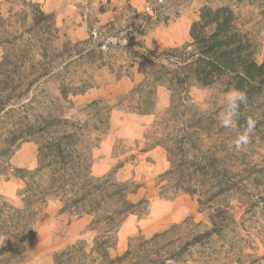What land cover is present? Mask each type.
I'll return each instance as SVG.
<instances>
[{"label":"rangeland","instance_id":"rangeland-1","mask_svg":"<svg viewBox=\"0 0 264 264\" xmlns=\"http://www.w3.org/2000/svg\"><path fill=\"white\" fill-rule=\"evenodd\" d=\"M205 6L229 7L258 44L256 58L264 61V0H44L40 4L0 0V195L22 208L19 194L31 182L27 177L38 165L39 147L61 134L78 138L72 148L78 160L65 164L78 173L72 182L76 197L105 181L103 188L116 185L107 186L105 192L91 189L92 195L85 199V210L93 209L88 215L78 216L73 205L62 211L67 199L68 204L75 199L71 195H47L33 236L3 253L0 260L17 256L2 264H16L20 258L21 264H69L66 258L55 261V257L71 246L86 256L71 264H93L90 256L96 255L89 254L95 240L108 248L111 258L130 250L120 264H149L183 247L192 234L212 229L214 235L200 246L186 247L178 262L170 264H264V102L255 100L248 109L249 118L256 121L255 132L238 151L233 142L246 123L220 126L219 114L226 104L223 84L203 88L191 81V100L182 120L162 115L169 106L164 86L156 89L153 115L137 114L136 98L126 96L143 80L138 65L130 68L134 54L141 51L133 50L131 43L155 53L181 47L190 41L189 28ZM58 10L65 14L61 24L55 17ZM80 26L88 34L84 39L73 36ZM157 30L167 43L156 47L147 37ZM78 90L81 94L73 95ZM91 102L97 105L89 107ZM194 112L202 117L200 126L194 125L196 116H189ZM28 126L44 132L23 133ZM182 128H186L183 133ZM181 133L186 141L178 144L175 140ZM167 150L177 163L187 159L186 174L195 158L215 155V169L226 171L235 187L209 208L200 207L198 195L182 193L175 186L205 180L197 175L184 180L177 174L166 175L171 167ZM18 152L32 169L13 164ZM155 161L162 168L164 162L165 168H154ZM41 164L46 174L39 184L47 185L54 177L59 180L54 187L60 185L61 174L50 177L60 163L46 157ZM3 185L7 188L2 192ZM117 187L121 190L112 201L97 206L102 195ZM123 199L135 208L115 229L121 215L112 212L122 209ZM157 202L167 206L159 208L161 216L156 218ZM111 216L114 222L106 219ZM187 219L196 226L173 229ZM165 231H169L165 236L153 238ZM11 244L10 237L0 236V250Z\"/></svg>","mask_w":264,"mask_h":264},{"label":"trees","instance_id":"trees-1","mask_svg":"<svg viewBox=\"0 0 264 264\" xmlns=\"http://www.w3.org/2000/svg\"><path fill=\"white\" fill-rule=\"evenodd\" d=\"M188 34L189 42L181 47L163 50L160 53L149 51L140 43L134 41L131 43L130 46L133 50L137 48L141 51L134 54L130 68L138 65L137 72L143 75V80L137 83L126 96L131 99L136 98L137 114L153 115L155 113L156 89L159 86H164L169 92V106L162 115L182 120V117L186 115L185 104L191 100L188 89L192 81L203 88L223 84L225 93L233 88L245 91L247 100L240 106V114L237 119L239 126L242 123L245 124L249 118L248 109L253 102L255 100L264 102V61L259 62L256 58L258 44L252 38L251 33L237 22L233 11L227 6H220L215 9L202 7L198 20L191 24ZM74 94H81V91L78 90ZM95 105H97L96 102H91L89 107ZM196 114L194 112L189 116L193 119L196 116L197 120L194 125L199 124L200 126L202 117L199 115L197 117ZM194 125H187V127L192 128ZM185 129L182 128L179 132L183 133ZM24 130L22 132L28 135L44 132V130H39L35 126H28ZM182 133L180 139L175 140L178 144H181L184 140L186 141ZM77 139V136L69 134L56 135L39 147L38 165L33 172L28 173L27 177V180H31V182L25 183V188L19 194L20 201L24 204L22 208L15 207L11 200L0 195V236L10 237L12 240L10 246L0 250V256L11 248L24 245L31 239L38 210L46 203L47 195L59 192L64 198L68 195L75 197L69 204V199H67V202L65 201L62 211L66 210L69 205L77 206L74 208L80 216L93 212V209L85 210L88 206L85 199L87 196L92 195L91 189L105 192L107 186L115 188L116 185L108 182V185L106 183L107 186L103 188L102 186L106 182L104 180L102 186L92 187L86 193L76 197L78 191L72 182L77 179V172L73 167H65V164H74V159L78 160L77 155L72 156V148L76 145ZM14 140L11 139L10 142L13 143ZM46 157L52 161L57 160L61 165L59 169L50 171V177L61 174L62 183L56 187H54V184L59 180L54 177L51 178V183L46 182L47 185H44V181L43 184H39L46 174L44 171L45 166L41 164L42 159ZM174 160L169 151L168 161L171 163V167L165 173L166 175L177 174L180 180H184L187 175H197L198 178L202 177L205 180L199 185L181 182L175 186V189L182 193L198 195V205L200 207L209 208L218 197L228 194L235 187V182L231 180L226 171L215 169L214 165L217 162L215 155L203 154L201 158H195L196 163L194 161L190 162L192 171L189 174H186L188 170L186 167L187 159L179 163ZM217 178L218 181H212ZM120 190L117 187L112 194L102 195L101 200L95 203L97 206L105 205L106 201H112L114 195L118 194ZM120 205L122 209L117 212L113 210L112 212L121 215V219L114 227L115 229L128 215L132 214V209L135 208V204L128 202L126 199H123ZM106 219L114 222L112 216ZM189 222L190 220L187 219L179 225H173V229H179L187 224L196 226ZM168 232L155 234L153 238L163 237ZM212 234H215L213 229L206 233H194L183 247L166 257H158L149 264L178 262L186 247L200 246L203 240ZM94 245L89 254H94L97 257L90 256L93 264L94 262H96L95 264H120L130 256V250H128L122 256L111 258L108 248L104 247L102 242L95 240ZM16 256L17 254L1 259L0 264L14 261ZM78 256L86 257L79 247L71 246L66 251L56 255L55 261L64 257L66 262L71 264ZM21 263L22 258L16 264Z\"/></svg>","mask_w":264,"mask_h":264},{"label":"clouds","instance_id":"clouds-1","mask_svg":"<svg viewBox=\"0 0 264 264\" xmlns=\"http://www.w3.org/2000/svg\"><path fill=\"white\" fill-rule=\"evenodd\" d=\"M247 100V94L240 89H231L225 93V107L219 114V123L223 128H234L237 125L239 117L240 106ZM256 121L249 118L246 125L237 133L234 140V147L236 150H241L244 146L248 145L251 137L255 132Z\"/></svg>","mask_w":264,"mask_h":264},{"label":"crops","instance_id":"crops-1","mask_svg":"<svg viewBox=\"0 0 264 264\" xmlns=\"http://www.w3.org/2000/svg\"><path fill=\"white\" fill-rule=\"evenodd\" d=\"M28 1H31L32 3H36V4H40V3H43L44 0H28ZM65 13V12H64ZM65 14L62 13L61 10H58L57 11V14H56V20L57 21H60V24L62 23V19L64 18ZM106 17V14H103L102 15V18H105ZM161 31L157 30L153 33H151L148 37H147V40H151L153 43H155L156 47L157 46H161L163 43H167V40L165 38H162V37H159L161 35L160 33ZM169 32V31H167ZM73 36L75 38H81V39H84L85 37L88 36L87 32L85 31L84 27L83 26H80V27H76L74 32H73ZM153 38H157L158 40H154ZM171 39H169L168 41H170ZM154 151V150H153ZM151 151V152H153ZM21 153L18 152L12 159V162L15 166L17 167H23V168H26V169H32L33 168V165L32 164H28L27 162H25V160H20V155ZM159 157H160V154H159ZM157 164L154 165V168L156 169H161L163 170L165 168V164L164 162L162 163V166L163 168L161 167V163L159 161H155ZM7 185H3L2 186V192L5 190V188ZM165 204H162V202H157L155 204L156 208H157V212L154 213V217H158V216H161V214L158 212L159 208H161L162 206H164ZM167 206V205H165ZM168 221H174V219L171 217Z\"/></svg>","mask_w":264,"mask_h":264}]
</instances>
